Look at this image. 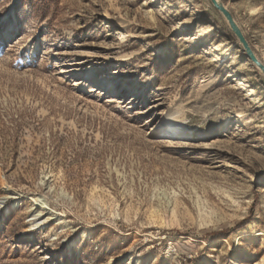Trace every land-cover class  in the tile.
I'll return each mask as SVG.
<instances>
[{"label": "rangeland", "instance_id": "obj_1", "mask_svg": "<svg viewBox=\"0 0 264 264\" xmlns=\"http://www.w3.org/2000/svg\"><path fill=\"white\" fill-rule=\"evenodd\" d=\"M217 1L264 65V0ZM0 264H264V77L209 0H0Z\"/></svg>", "mask_w": 264, "mask_h": 264}, {"label": "water", "instance_id": "obj_2", "mask_svg": "<svg viewBox=\"0 0 264 264\" xmlns=\"http://www.w3.org/2000/svg\"><path fill=\"white\" fill-rule=\"evenodd\" d=\"M212 7L218 11L225 21L227 22L231 32L237 39L239 45L241 46L246 58L250 61V63L263 75L264 77V65L257 59L254 52L252 51L251 47L249 46L247 40L243 36L241 30L237 26L236 22L234 21L232 15L227 11V9L218 2L217 0H209Z\"/></svg>", "mask_w": 264, "mask_h": 264}, {"label": "bare ground", "instance_id": "obj_3", "mask_svg": "<svg viewBox=\"0 0 264 264\" xmlns=\"http://www.w3.org/2000/svg\"><path fill=\"white\" fill-rule=\"evenodd\" d=\"M165 118H167L168 120H167V121H163V123L167 125V128H168L169 130L179 129V128L181 127V126L179 125L177 119L174 118V117L172 116V114L167 115ZM151 130H152V132H154V131H155V128H153V129H151ZM33 202H34L35 204H38V206H39L41 209H47V207H46V206H47L46 203L41 202V201L38 200L37 198H34V199H33ZM35 223H37V222H34V223H32V224L35 225Z\"/></svg>", "mask_w": 264, "mask_h": 264}]
</instances>
